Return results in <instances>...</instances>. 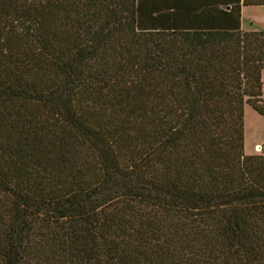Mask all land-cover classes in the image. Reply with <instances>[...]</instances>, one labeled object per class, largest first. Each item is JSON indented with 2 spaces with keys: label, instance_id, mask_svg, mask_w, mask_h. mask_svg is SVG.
Wrapping results in <instances>:
<instances>
[{
  "label": "trees",
  "instance_id": "trees-1",
  "mask_svg": "<svg viewBox=\"0 0 264 264\" xmlns=\"http://www.w3.org/2000/svg\"><path fill=\"white\" fill-rule=\"evenodd\" d=\"M264 0H0V264H264Z\"/></svg>",
  "mask_w": 264,
  "mask_h": 264
},
{
  "label": "rangeland",
  "instance_id": "rangeland-1",
  "mask_svg": "<svg viewBox=\"0 0 264 264\" xmlns=\"http://www.w3.org/2000/svg\"><path fill=\"white\" fill-rule=\"evenodd\" d=\"M244 29L264 30V4H249L244 6L242 14ZM263 91H264V71H263ZM245 127L247 152H261L257 144L264 143V114L259 112L253 105L245 106Z\"/></svg>",
  "mask_w": 264,
  "mask_h": 264
},
{
  "label": "bare ground",
  "instance_id": "bare-ground-1",
  "mask_svg": "<svg viewBox=\"0 0 264 264\" xmlns=\"http://www.w3.org/2000/svg\"><path fill=\"white\" fill-rule=\"evenodd\" d=\"M258 148L261 149V145L260 144H257Z\"/></svg>",
  "mask_w": 264,
  "mask_h": 264
},
{
  "label": "crops",
  "instance_id": "crops-1",
  "mask_svg": "<svg viewBox=\"0 0 264 264\" xmlns=\"http://www.w3.org/2000/svg\"><path fill=\"white\" fill-rule=\"evenodd\" d=\"M244 6H246V5H244ZM244 6H243V9H244ZM242 26H243V22H242ZM254 152V151H253Z\"/></svg>",
  "mask_w": 264,
  "mask_h": 264
},
{
  "label": "water",
  "instance_id": "water-1",
  "mask_svg": "<svg viewBox=\"0 0 264 264\" xmlns=\"http://www.w3.org/2000/svg\"><path fill=\"white\" fill-rule=\"evenodd\" d=\"M261 147H262V145H261Z\"/></svg>",
  "mask_w": 264,
  "mask_h": 264
}]
</instances>
